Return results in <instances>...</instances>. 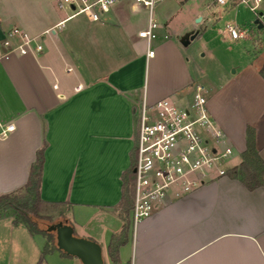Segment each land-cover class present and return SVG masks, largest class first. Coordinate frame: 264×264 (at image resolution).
Masks as SVG:
<instances>
[{"label":"crops","instance_id":"1","mask_svg":"<svg viewBox=\"0 0 264 264\" xmlns=\"http://www.w3.org/2000/svg\"><path fill=\"white\" fill-rule=\"evenodd\" d=\"M42 1L0 0V54L15 27L40 36L44 46L0 60V130L14 125L0 137V195L24 186L45 144L41 197L69 203L66 220L74 234L98 242L104 264H115L108 246L124 225L127 241L117 264H264L263 186L250 190L225 175L168 200L136 225L131 209L127 220L121 216L123 175L135 162L142 100L181 101L198 82L181 41L160 24L155 53L148 56L138 35L147 26L139 15L147 11L133 1L112 6L100 20L73 15L71 8L64 12L60 0ZM19 40L11 38L13 44ZM263 63L264 45L242 62L234 86L206 89L211 115L241 149L231 167L241 160L248 125L264 159ZM45 243L44 235L31 234L12 217L0 218V264H83L59 248L43 256Z\"/></svg>","mask_w":264,"mask_h":264},{"label":"built area","instance_id":"2","mask_svg":"<svg viewBox=\"0 0 264 264\" xmlns=\"http://www.w3.org/2000/svg\"><path fill=\"white\" fill-rule=\"evenodd\" d=\"M120 0H60V7L71 8L73 15L87 14L100 20L103 13ZM147 11V26L138 32L147 44V55L153 56V42L158 38L160 23L154 9L160 0H132ZM217 6L243 3L252 10L262 0H213ZM63 27L58 23L56 29ZM48 30L47 32H49ZM231 39L247 38V30L226 24L222 31ZM19 36L13 44L11 38ZM167 38L168 35H165ZM1 59L27 55L44 49L40 36H31L13 28L1 42ZM14 129L10 124L0 130L6 138ZM137 146L134 162V194L131 219L134 225L149 217L159 206L181 198L197 188L227 175L235 148L227 134L211 115L207 90L199 82L181 101L164 97L155 102L143 99L137 114Z\"/></svg>","mask_w":264,"mask_h":264},{"label":"rangeland","instance_id":"3","mask_svg":"<svg viewBox=\"0 0 264 264\" xmlns=\"http://www.w3.org/2000/svg\"><path fill=\"white\" fill-rule=\"evenodd\" d=\"M124 1L127 3L132 0L118 1L113 7ZM44 2L38 0L41 6L46 4ZM26 4L19 3V7ZM65 10L64 12H71L67 7ZM125 10L129 11V7ZM260 12L263 13L262 16H259ZM154 15L162 26H167L168 35L172 40L182 41L185 37L198 32L194 40L186 46L183 45L182 56L192 77L206 89L221 83L226 84L225 88L234 86L241 76L242 62L247 61L250 55H254L255 50L264 45V0L255 10L241 2L236 5L217 6L213 0H160L154 9ZM81 16L85 14L78 15ZM139 17L147 18V13ZM198 17L201 19L197 20ZM256 18H260L263 28L258 29L254 24ZM226 24L237 25L247 30L248 37L239 39L227 37L222 32ZM240 151V148L235 150L230 159L231 163L239 161Z\"/></svg>","mask_w":264,"mask_h":264},{"label":"trees","instance_id":"4","mask_svg":"<svg viewBox=\"0 0 264 264\" xmlns=\"http://www.w3.org/2000/svg\"><path fill=\"white\" fill-rule=\"evenodd\" d=\"M264 79V63L259 70ZM45 144L37 151L29 176L23 187L0 195V218L12 217L16 224H24L30 233L42 234L46 237L43 256L57 247L56 234L49 230V225L67 219L68 202H49L41 197L40 187L44 164ZM134 161L123 175L122 196L119 209L123 219L127 220L133 204L134 194ZM227 175L241 181L248 189L264 187V159L256 144V130L248 125L246 129V145L241 153L239 164L228 169ZM50 221L51 224H44ZM43 222V223H41ZM128 225L121 232L112 236L108 251L115 264L119 262V249L127 241ZM64 252V251H63ZM66 253V252H64Z\"/></svg>","mask_w":264,"mask_h":264},{"label":"water","instance_id":"5","mask_svg":"<svg viewBox=\"0 0 264 264\" xmlns=\"http://www.w3.org/2000/svg\"><path fill=\"white\" fill-rule=\"evenodd\" d=\"M263 13L260 12L259 16ZM198 17L197 20H200ZM259 29L263 28L260 18L254 20ZM198 35V32L182 39L181 43L186 46ZM49 230L55 232L57 247L69 255L76 256L83 264H104L101 245L90 238L79 237L74 234L71 224L59 221L49 225Z\"/></svg>","mask_w":264,"mask_h":264}]
</instances>
